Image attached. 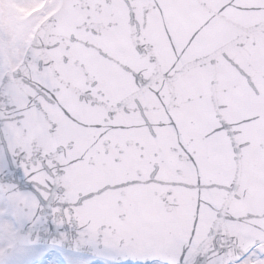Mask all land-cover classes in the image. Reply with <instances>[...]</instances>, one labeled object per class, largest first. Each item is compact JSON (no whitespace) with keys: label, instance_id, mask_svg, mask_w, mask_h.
<instances>
[{"label":"snow or ice","instance_id":"snow-or-ice-1","mask_svg":"<svg viewBox=\"0 0 264 264\" xmlns=\"http://www.w3.org/2000/svg\"><path fill=\"white\" fill-rule=\"evenodd\" d=\"M17 215L31 264H264V0H0Z\"/></svg>","mask_w":264,"mask_h":264},{"label":"rangeland","instance_id":"rangeland-1","mask_svg":"<svg viewBox=\"0 0 264 264\" xmlns=\"http://www.w3.org/2000/svg\"><path fill=\"white\" fill-rule=\"evenodd\" d=\"M18 13L20 14L21 19L27 17L29 7L18 6ZM16 225L10 226L9 222L0 220V253L5 250V248L13 243L14 240V231ZM39 250V251H38ZM43 249L42 246H29V247H18L15 249L6 259L0 262V264H31L33 259L39 258V255H42ZM37 253L36 255H34ZM82 255V254H80ZM85 258L78 262V264H89L92 259L86 255H82ZM99 264H116L110 261H104Z\"/></svg>","mask_w":264,"mask_h":264},{"label":"water","instance_id":"water-1","mask_svg":"<svg viewBox=\"0 0 264 264\" xmlns=\"http://www.w3.org/2000/svg\"><path fill=\"white\" fill-rule=\"evenodd\" d=\"M17 190L22 192V193H28L29 189L26 186H17ZM18 222L21 227V232L19 234V240L20 242L24 243H32L34 241H46L45 236L42 235V233L45 232V229L41 226L40 227H34L30 231L27 229L26 224L23 223L22 217L17 215ZM40 237L37 239V237Z\"/></svg>","mask_w":264,"mask_h":264}]
</instances>
